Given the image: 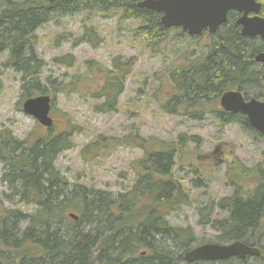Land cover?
<instances>
[{"label": "trees", "instance_id": "obj_1", "mask_svg": "<svg viewBox=\"0 0 264 264\" xmlns=\"http://www.w3.org/2000/svg\"><path fill=\"white\" fill-rule=\"evenodd\" d=\"M141 1L0 0V55L8 54L4 65L21 75L23 88L30 86L23 97L45 94L41 86L44 62L35 51L39 27L55 16H68L80 9L120 10L124 19L141 22L136 35L153 49L172 35L179 36L177 42L182 47L186 43L182 37L194 45L193 50L183 47L167 73L158 78L156 93L164 98L159 105L165 113L195 121L214 115L220 123L237 121L261 135L246 116L228 113L219 103L228 90L264 101L263 69L255 61L256 55L264 52L262 39L243 36L236 21L238 14L233 11L216 33L189 36L181 28H165L161 14L140 7ZM90 31L85 36L91 37ZM69 39L70 34L60 38ZM55 62L69 68L75 63L71 55ZM134 64L133 59L122 61L121 57L114 60L113 69L90 62L89 72L100 83L95 91L79 90L78 94L101 100L96 104L100 113L117 111ZM67 123L69 127L60 131L55 124L46 130L40 127L44 131L23 140L10 129L0 130L2 180L9 190L0 197V264H248L249 257L186 262L185 253L199 243L196 232L167 219L183 205L195 203L174 177V168L184 149L191 143L201 144L202 138L180 133L169 142L156 136L145 138L139 130L119 139L98 136L82 153L121 145L143 152L142 158L131 163L129 172L121 173L122 178H129L131 172L133 184L114 194L72 185L61 174L57 161L74 147L73 136L81 131L70 120ZM239 168L237 174L228 171L231 195L196 202L199 223L217 231L225 244L244 241L259 247L261 255L256 258L264 264V159L252 169ZM70 213L78 219L73 220Z\"/></svg>", "mask_w": 264, "mask_h": 264}, {"label": "rangeland", "instance_id": "obj_2", "mask_svg": "<svg viewBox=\"0 0 264 264\" xmlns=\"http://www.w3.org/2000/svg\"><path fill=\"white\" fill-rule=\"evenodd\" d=\"M140 26L138 20L124 19L120 10L102 11L90 7L68 16H55L52 22L35 32V51L44 62L41 86L52 98L51 117L56 129L68 128V120L81 128L73 136L74 147L60 155L57 167L72 185L118 194L129 189L134 179L131 172L129 178H122L121 173L128 171L133 161L142 158L143 152L121 145L109 151L104 148L99 152L82 153L98 136L119 139L139 130L145 138L156 136L170 142L175 141L180 133L197 135L202 138L201 144L188 145L174 168V177L183 184L195 203L183 205L180 211L172 212L167 219L174 225L193 227L199 239L197 246L202 242L225 244L217 231L200 225L196 202L231 195L233 185L228 180V171L233 169L232 174H237L239 165L252 169L261 163L264 159V136L248 130L237 121L227 125L220 123L214 115L195 121L165 113L159 105L164 98L156 93L158 78L167 73L170 63L181 54L183 47L193 50L194 45H189L192 42L182 37L186 41L182 47L177 42L179 36L172 35L153 49L137 37L136 29ZM88 31L93 34L91 37L85 36ZM65 34H70V39L60 40ZM7 55H0V130L10 129L23 140L33 132L39 133L40 127L47 128L23 111L26 100L23 94L30 86L23 88L21 75L4 65ZM67 55L74 57L73 67L55 62L56 58ZM119 57L122 61L133 59L135 64L120 95L117 111L100 113L96 104L101 100L83 97L78 92L95 91L100 83L89 72L90 62L113 69V62ZM3 174L0 163L1 198L9 191L2 180ZM7 204L15 208V204ZM17 207L25 209L24 206ZM248 264L262 263L250 256Z\"/></svg>", "mask_w": 264, "mask_h": 264}, {"label": "water", "instance_id": "obj_3", "mask_svg": "<svg viewBox=\"0 0 264 264\" xmlns=\"http://www.w3.org/2000/svg\"><path fill=\"white\" fill-rule=\"evenodd\" d=\"M139 6L160 13L161 24L165 28H181L191 36L200 35L205 30L210 34L216 33L227 22L228 13L236 11L243 13L237 21L242 27V35L260 37L264 41V18L258 16L262 5L257 0H143ZM250 13H255V16L250 17ZM255 61L262 65L264 75V52L257 54ZM52 102L51 96L47 94L30 97L25 100L23 111L41 125L51 128L54 125L51 117ZM220 106L228 113L246 116L249 124L264 136V101L255 97L247 100L241 91L228 90L221 95ZM69 216L73 220L78 219V215L74 213ZM260 255L259 247L244 241H234L228 244L207 243L196 246L185 253L184 259L195 263Z\"/></svg>", "mask_w": 264, "mask_h": 264}, {"label": "flooded vegetation", "instance_id": "obj_4", "mask_svg": "<svg viewBox=\"0 0 264 264\" xmlns=\"http://www.w3.org/2000/svg\"><path fill=\"white\" fill-rule=\"evenodd\" d=\"M258 2H260L261 3V5H262V8H261V10H260V13L258 14V16H260L261 18H264V0H257ZM230 12H232V11H230ZM229 12V13H230ZM233 12H236V11H233ZM228 13V14H229ZM237 14H238V16H237V20L236 21H238V19L242 16V14L243 13H239V12H236ZM250 17H253V16H255V13H250V15H249ZM241 27V26H240ZM241 29H242V27H241ZM204 32H207V33H209L207 30H205ZM203 32V33H204ZM202 33V34H203ZM188 34V33H187ZM210 34V33H209ZM189 35V34H188ZM189 36H191V35H189ZM249 38H251V37H249ZM257 38V37H256ZM260 64V63H259ZM262 66V65H261ZM264 76V75H263ZM245 96V95H244ZM250 98H252V97H247V96H245V99H250ZM256 98V97H255Z\"/></svg>", "mask_w": 264, "mask_h": 264}]
</instances>
